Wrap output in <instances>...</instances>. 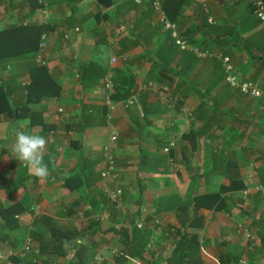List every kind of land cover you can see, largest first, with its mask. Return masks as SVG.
<instances>
[{"label":"crops","instance_id":"crops-1","mask_svg":"<svg viewBox=\"0 0 264 264\" xmlns=\"http://www.w3.org/2000/svg\"><path fill=\"white\" fill-rule=\"evenodd\" d=\"M159 1L0 0V30L44 28L0 43V210L17 204L11 226L0 214V251L14 252L0 264H264V98L228 85L220 58L264 90V23L251 0ZM32 66L56 95L28 102ZM17 130L47 140L45 179L13 154Z\"/></svg>","mask_w":264,"mask_h":264},{"label":"built area","instance_id":"built-area-1","mask_svg":"<svg viewBox=\"0 0 264 264\" xmlns=\"http://www.w3.org/2000/svg\"><path fill=\"white\" fill-rule=\"evenodd\" d=\"M136 4H141L144 2L152 3L155 10L160 9V1L159 0H133ZM39 4H43V0H38ZM252 6H253V13L256 19L264 23V1L263 0H251ZM45 6V5H44ZM211 24H213V21L209 20ZM161 24H162V30L163 31H170L175 44L181 49V50H187L189 49L187 42L185 39L181 38L177 31H176V25L175 23H172L163 17L161 18ZM194 52L199 56L209 55L207 51L203 53H198L196 50ZM223 69L225 73L224 80L225 82L230 85L233 88H236L241 94L246 95L252 99H260L264 98V90L259 88V85L254 81H239L237 76L233 72V67L230 63V60L228 57H220ZM40 61V60H38ZM117 61L116 57H113L111 59V64H115ZM103 91L105 94V104L109 109L114 108V103L112 101V94H113V84L111 82V76L110 74H107L103 80ZM133 104V99H129L124 103V106L126 108L130 107ZM111 142H114L116 140L115 136H112L110 138ZM174 144L170 143L169 147L165 149V151H168L170 147H172ZM103 157L105 161V168L101 171L100 177L102 179H105L110 176H114L115 172V164L114 159L112 155V150L110 145H105L103 147ZM257 189H259L261 192L264 193V187L258 186ZM110 200L114 203V206L118 208L123 207V201L121 199V191H113L109 193ZM28 248H26L27 250ZM14 255V252L12 250L7 251H0V261H3L5 259H8Z\"/></svg>","mask_w":264,"mask_h":264},{"label":"trees","instance_id":"trees-1","mask_svg":"<svg viewBox=\"0 0 264 264\" xmlns=\"http://www.w3.org/2000/svg\"><path fill=\"white\" fill-rule=\"evenodd\" d=\"M13 0H9V5L12 4ZM73 2V5L80 2V0H71ZM106 14H102L101 18L106 19ZM44 28L42 26L38 25H13L6 29L0 30V43L2 42H9L16 39H26L30 37H35L40 35L43 32ZM93 68V66H89L86 70ZM99 70V69H97ZM29 74L31 75V81L29 85L25 88L27 92V100L29 103L38 101L42 97L45 96H53L57 94L56 90L55 92H48V84L51 81L50 78L47 76V74L44 71V68L41 66H32L28 69ZM105 72L104 70L99 71V75L103 76ZM95 73V71L93 72ZM82 78V76H81ZM49 80V81H48ZM52 82V81H51ZM46 87V91L42 89V86ZM117 87V86H116ZM131 96L130 89L127 87V85H124L120 88H115V101H122L126 100ZM232 183L235 182L234 180L231 181ZM17 204L14 203V205H8L7 207H4L0 210L1 216L4 218V221L6 224L11 226L14 222L13 215L15 214L14 207Z\"/></svg>","mask_w":264,"mask_h":264},{"label":"clouds","instance_id":"clouds-1","mask_svg":"<svg viewBox=\"0 0 264 264\" xmlns=\"http://www.w3.org/2000/svg\"><path fill=\"white\" fill-rule=\"evenodd\" d=\"M28 121L24 122L26 126ZM47 140L36 134H26L24 131L17 130L15 140L12 145V152L29 171L30 174L43 180L48 175V167L43 162Z\"/></svg>","mask_w":264,"mask_h":264},{"label":"water","instance_id":"water-1","mask_svg":"<svg viewBox=\"0 0 264 264\" xmlns=\"http://www.w3.org/2000/svg\"><path fill=\"white\" fill-rule=\"evenodd\" d=\"M96 2L103 10H110L113 6V0H91Z\"/></svg>","mask_w":264,"mask_h":264}]
</instances>
